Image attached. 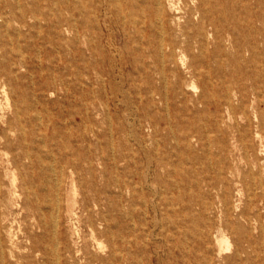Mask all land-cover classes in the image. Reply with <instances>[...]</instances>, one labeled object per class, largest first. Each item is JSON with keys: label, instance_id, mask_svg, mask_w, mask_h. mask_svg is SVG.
Wrapping results in <instances>:
<instances>
[{"label": "rangeland", "instance_id": "1", "mask_svg": "<svg viewBox=\"0 0 264 264\" xmlns=\"http://www.w3.org/2000/svg\"><path fill=\"white\" fill-rule=\"evenodd\" d=\"M75 1L81 10L71 24L54 29L45 21L36 25L30 21L20 35L12 36L8 52L0 49V67L8 61L11 64L10 100L21 106L20 115H14L12 105L5 115L16 131L9 134V148L4 150L9 158H19L24 152L31 156L17 167L10 164L4 178L10 182L14 172L16 193L0 223L4 251L0 264H25L28 194L24 182L31 190L42 187L51 195L58 192L62 199H73L70 181L57 190L47 168L71 151L89 152L94 159L82 166L76 178V203L69 223L81 233L88 232L81 211L84 192L90 198H103L106 204L114 198L122 211H128L134 201L142 233L140 264H206L205 256L209 264H228L236 242L245 235L264 242V226L254 229L245 220L239 226L235 223L234 230L223 231L227 243L221 252L214 237L223 217L219 193L228 192L234 207L230 221H235L239 210L249 206L247 185L255 181L253 171L257 166L264 169V138L257 136L264 130V0H217L214 5H234L241 22L240 40L250 41L257 54L246 51L236 56L232 51L228 61L221 57L224 71L248 74L247 84H260V99L245 114L237 102L233 108L223 102L199 103L201 81L192 85L166 71L169 82L163 83L150 57L145 58L150 64L136 63V70L127 61L130 55L122 49L121 31L111 22L113 13L106 4L99 9L103 35L98 40L107 57L101 51L94 53L89 45V0ZM41 2L43 8L45 1ZM49 7L57 8L52 3ZM137 28H131L135 40L129 47L134 49L142 46L138 39L142 32ZM41 83L48 87L35 89ZM239 136L249 147L242 146ZM101 156L107 157L105 163ZM113 157L121 160L114 163ZM221 167H229L232 173L219 186L215 182ZM109 176L124 181V188L119 191L109 184L105 179ZM261 176L264 179V171ZM161 188L169 189L167 196L175 202L172 211L157 203ZM203 203L209 206L205 214ZM259 216L264 223L263 208ZM207 218L215 225L208 238L204 233ZM161 221L170 227L164 234L156 226Z\"/></svg>", "mask_w": 264, "mask_h": 264}, {"label": "bare ground", "instance_id": "2", "mask_svg": "<svg viewBox=\"0 0 264 264\" xmlns=\"http://www.w3.org/2000/svg\"><path fill=\"white\" fill-rule=\"evenodd\" d=\"M41 1H45L43 8H48L51 3L57 8L49 7L44 10L41 8ZM216 3L217 0H89L90 48L94 53L101 51L102 55L106 56L104 47L98 40L103 35L99 26V9L101 4H106L113 13L111 22L121 31L122 49L128 56L130 55L127 61L136 70V63L147 66L150 63H147L145 58L150 57L163 83L169 82L166 71H172L174 75L181 76L182 82L185 83L189 82L193 85L194 82L201 81L203 89L196 97L199 103L205 105L213 102L218 105L223 102L233 108L234 102H237L241 108L240 112L245 114L254 101L260 99L262 93L260 84L256 82L247 84L248 74L224 71L221 57L225 56V60L228 61L233 52L236 56H243L246 51L251 55L257 54L249 40L248 43H242L240 40L241 22L234 5L216 8L214 6ZM61 4L64 5L63 10L59 8ZM79 5L80 3H76L75 0H0V49L8 52L12 36L20 35L21 28L28 26L30 21H33L32 24L35 25L45 21L54 29L71 24L75 14L81 10ZM138 7L140 10L137 14ZM135 14L140 16L141 20ZM15 24L18 26L14 28V31H10V27ZM137 26L142 32L138 37L142 46L134 49L129 47V43L135 40L131 28H137ZM108 40L110 42L109 37H107ZM187 57H189L188 61ZM231 61L236 62L235 59ZM9 65L11 64L8 61L4 67H0V128H2L0 132V223L9 212V205L16 193L14 172L10 182L4 181L9 173V165L17 167L24 160L31 159L28 152H24L19 158H9L4 150L9 148V134L16 131L9 119L5 118V115H8L9 105L13 106L14 115L21 113L20 102L10 100L8 85L12 81V75L9 73ZM128 78L131 81L135 80V77ZM47 87V83L35 85V89L38 90ZM18 129L22 130L21 127ZM260 131L257 136L263 139L264 130ZM243 139V136H239L242 146L249 147ZM93 159L89 152L71 151L60 155L57 165H48L47 168L52 172V178L48 179L54 182L57 190L62 184L70 181V188L74 194L71 201L68 198L62 199L58 192L51 195L42 187L31 190L28 183L24 182L28 194L24 205L27 220L25 264L141 263L142 233L134 201L130 203L128 211H122L114 198L107 199L106 204L103 198H90L88 193L84 192L81 211L85 213L88 232L81 233L77 226L69 223L76 203V178L80 176L82 166L91 165ZM99 159L105 163L107 157L101 156ZM119 160H121L120 157H113L114 163ZM263 171L264 169L260 166L253 171L255 181L247 185L249 206L239 210L235 221H230L232 220L230 214L234 207L228 192L222 189L219 193L223 217L222 223H218L217 231L214 232L218 252H221L224 244L227 243L223 232L225 229L234 230L245 220L254 229L263 230L264 223L259 216V210L264 209V179L261 176ZM229 172L232 173L229 167L227 170L221 167L215 183H220L219 186L224 185L226 174ZM105 179L119 191L125 186V182L117 178L109 176ZM168 190L161 188L156 196L157 203L169 212L174 209L175 202L168 198ZM106 205L107 208L104 209L103 206ZM202 207L201 212L205 214L209 206L203 203ZM168 224L166 221L156 223L159 233L164 234L167 229L169 230ZM213 226L215 225L210 218H207L204 231L206 238L213 234ZM240 230L243 232L244 228L241 226ZM218 231L223 233L218 234ZM161 245L162 243H159L158 246ZM260 254L262 259L259 260L257 256ZM3 257V243L0 236V258L3 259ZM204 260L206 264L210 263L208 256H205ZM228 264H264V242L255 240L252 234L245 235L236 242L233 253L228 258Z\"/></svg>", "mask_w": 264, "mask_h": 264}]
</instances>
